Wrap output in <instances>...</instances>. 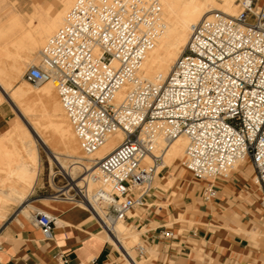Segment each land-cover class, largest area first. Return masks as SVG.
I'll return each instance as SVG.
<instances>
[{
	"label": "built area",
	"instance_id": "2783aa9c",
	"mask_svg": "<svg viewBox=\"0 0 264 264\" xmlns=\"http://www.w3.org/2000/svg\"><path fill=\"white\" fill-rule=\"evenodd\" d=\"M237 6L234 15L216 12L192 25L167 78L153 83L139 72L160 31L159 1L74 0L41 50L40 63L27 68L28 82L57 84L86 156L123 134L113 151L91 166L82 164L83 184L72 185V195H59L89 209L108 236L148 205L163 152L181 136L188 140L182 164L196 179L227 178L248 160L264 210V0H239ZM90 181L97 185L93 191ZM207 192L214 195L212 187ZM31 219L45 238L52 237L51 213L36 209ZM160 234L176 237L165 226ZM118 242L122 257L134 262ZM135 249L140 257L148 252L143 241Z\"/></svg>",
	"mask_w": 264,
	"mask_h": 264
},
{
	"label": "crops",
	"instance_id": "0c3cea01",
	"mask_svg": "<svg viewBox=\"0 0 264 264\" xmlns=\"http://www.w3.org/2000/svg\"><path fill=\"white\" fill-rule=\"evenodd\" d=\"M59 1L53 11H36L27 25L19 14L11 17L0 34L16 37L3 49L30 52V24L36 38L45 39L49 33L41 24L49 30L58 26L55 17L63 9ZM4 56L0 52V60ZM6 123L7 114L0 107V137ZM254 174V169L243 167L227 178L199 180L186 171L170 177L173 182L167 190L155 188L149 207H137V217L130 220L146 228L141 237L148 246L145 256L155 254L152 264H264L263 193ZM38 179L39 175L25 197L8 196L0 203V264H127L89 209L65 198H47ZM209 187L214 190L211 197ZM36 209L54 216L51 238H45L31 219ZM163 226L176 237L162 236Z\"/></svg>",
	"mask_w": 264,
	"mask_h": 264
},
{
	"label": "bare ground",
	"instance_id": "6f19581e",
	"mask_svg": "<svg viewBox=\"0 0 264 264\" xmlns=\"http://www.w3.org/2000/svg\"><path fill=\"white\" fill-rule=\"evenodd\" d=\"M157 1L162 6L160 31L154 44L147 51L139 72L142 79L153 83L162 82L167 78L176 60L188 44L192 25L206 17H211L216 12L234 15L238 11L233 0H226L222 6L217 4V0ZM72 4L71 0H61L63 9L55 17L57 23H62L60 27L63 26ZM30 26L29 44L36 45L43 42L45 39L39 41L33 32L32 24ZM41 27L51 33L58 26L52 30L43 24ZM53 35L48 37L47 42ZM23 56L31 57L33 55L26 52L21 56L16 55L0 61V103L6 99L10 100L18 115L0 137V160L2 161L0 162V203L8 201L6 200L8 196L10 198L16 195L25 197L27 192H31L40 174L38 143L44 145L51 159L62 168L70 180L74 181L77 176L81 175L82 177L83 175L82 164L91 166L95 161L93 159L103 158L119 146L123 140L121 132L111 135L106 144L94 155L86 156L73 124L61 103L57 84L46 82L34 85L25 80L23 75L27 61L22 58ZM128 87L129 85L124 86L117 93V101L122 100ZM187 143L188 140L184 136L170 142L163 152L162 166L165 158L171 162L180 156L183 157L182 154L185 152ZM242 162H248V160ZM32 164H35L34 167ZM89 169L91 171L95 167L92 166ZM82 184L83 180H80L74 183V186ZM86 186L89 191H93L97 187L93 181H90ZM15 201L17 202V199ZM130 238L131 232L127 230L124 222L115 225L109 236L112 242L119 241L120 246L130 254L134 261H130V264H141L127 247Z\"/></svg>",
	"mask_w": 264,
	"mask_h": 264
},
{
	"label": "rangeland",
	"instance_id": "374dc122",
	"mask_svg": "<svg viewBox=\"0 0 264 264\" xmlns=\"http://www.w3.org/2000/svg\"><path fill=\"white\" fill-rule=\"evenodd\" d=\"M225 1L226 0H217V4L222 6V4ZM233 1L235 3V7L238 8L237 3L239 0H233ZM259 1L262 2L263 0H259ZM59 2H60L59 0H0V30L4 29L6 25L8 24L10 18L16 14H19V17L21 18V21L23 22V24L27 25L30 16L34 14L36 11L44 12L48 9L49 11H53L57 8L58 6L57 3ZM73 2L74 0H71V4ZM61 25L62 23L59 22L56 30L49 33L43 42H40L36 45H30V53L34 57L33 56L31 57L23 56L22 57L24 60L27 61L25 72L31 64L40 63V51L47 43L48 37L53 35L60 28ZM14 37H16V35L12 36L10 33L0 34V52L5 54V56L1 60L7 59L8 57L16 56V55L17 56L22 55L21 49H18L16 47L13 49H3V47L10 44V40ZM23 78H24V75H23ZM0 107H2V109L7 114V123H6V128H5L7 129L9 125L12 124L13 119L17 118L18 115H17L16 109L11 104L10 100L8 99L2 101L0 103ZM38 149H39V155H40L39 165H38L40 174H39L38 181H39V185L42 186L43 188L42 191H44L46 197L49 199H53L55 196H59L62 192H65L66 195L68 194L72 195L73 190H70V188L72 187V185H74V183L72 184L70 178L66 176L62 168L59 167V165L51 159V157L48 155L42 143H38ZM185 149H186V144H185ZM184 153L182 154L183 157H184ZM183 157L180 156L178 159L173 160L171 162H168L165 158V161L163 164L165 165V167L164 168L159 167L155 175L154 182H153V186L155 188L167 190L172 185V182H173V180L170 179V177H173L176 174H179L182 172L186 173L187 170L184 168L182 164ZM0 162L2 161L0 160ZM34 165L35 164H32L33 167ZM243 167H247L251 172H253L252 165L249 161L241 162L240 164L236 166L235 170H238ZM80 180H81V175L77 176L74 182H78ZM59 198H64V196H59ZM14 203H17V202L11 201L10 203H8V205L9 204L11 205ZM47 203H50V201H47ZM145 207H149V205H146ZM144 209H140V211L143 213L145 212ZM140 211L137 210V212L141 213ZM27 214H29V212ZM124 224L127 230L131 232V238L129 239V242L127 243V247L129 248V251L132 253L133 256H135V258L138 261L141 262V264H152V260L155 257V254L153 252L151 253L149 252L148 256L140 257L138 251H136L135 249V246L141 241L142 234L146 231V228L135 226V224L131 223L130 220L125 221ZM110 242L113 243L111 240ZM119 253L121 255V251H119ZM126 262L127 264H129L128 261Z\"/></svg>",
	"mask_w": 264,
	"mask_h": 264
}]
</instances>
